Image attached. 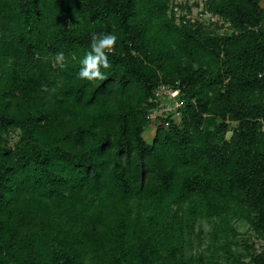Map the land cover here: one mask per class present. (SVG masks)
<instances>
[{
  "label": "trees",
  "instance_id": "trees-1",
  "mask_svg": "<svg viewBox=\"0 0 264 264\" xmlns=\"http://www.w3.org/2000/svg\"><path fill=\"white\" fill-rule=\"evenodd\" d=\"M263 1L204 0L203 25L174 0H0V264H264ZM161 85L182 106L147 141Z\"/></svg>",
  "mask_w": 264,
  "mask_h": 264
},
{
  "label": "rangeland",
  "instance_id": "rangeland-1",
  "mask_svg": "<svg viewBox=\"0 0 264 264\" xmlns=\"http://www.w3.org/2000/svg\"><path fill=\"white\" fill-rule=\"evenodd\" d=\"M189 7H190V11L196 15V14H200L203 13L204 14V18L203 20L208 23V22H217L218 19L216 20L215 18L210 17L209 15H207V13L209 14L208 11L205 10L204 8V0H186L185 1ZM262 7H264V1L261 3ZM207 12V13H206ZM215 20V21H214ZM219 26L221 28H219V32H224L226 31V25H224L223 23H221L220 21L218 22ZM163 101V105L167 106V108L170 106L169 101ZM157 124V122H155L154 124H150L145 131V138L147 141H150L153 138V135L155 133V125ZM229 136V134H227V137ZM10 144L13 145L17 140H18V136L17 133H13L11 134L10 138ZM234 229L236 230V232H238V234L240 235L237 239L238 241L241 242H247L249 246H251L254 250V252L260 251L261 248L263 247V243L255 236V234L249 229V226L244 222V221H237L233 224ZM199 228H201V230L205 233L209 231V225L205 222H202L200 224L199 227H197L196 230H198ZM205 242V241H204ZM207 242H205L204 244H206ZM205 246V245H204ZM195 248L197 246H194ZM233 254L235 255H242V261L244 262V264H249V254L244 250L243 246H237V247H233L232 249Z\"/></svg>",
  "mask_w": 264,
  "mask_h": 264
},
{
  "label": "clouds",
  "instance_id": "clouds-1",
  "mask_svg": "<svg viewBox=\"0 0 264 264\" xmlns=\"http://www.w3.org/2000/svg\"><path fill=\"white\" fill-rule=\"evenodd\" d=\"M117 34L115 32H100L92 33L90 49L85 52L80 60L82 65L77 72V76L87 81L104 80L105 75L101 68L107 69L110 67L108 53L115 51L117 43ZM58 61H63V53L57 56ZM63 67V64H61Z\"/></svg>",
  "mask_w": 264,
  "mask_h": 264
},
{
  "label": "built area",
  "instance_id": "built-area-1",
  "mask_svg": "<svg viewBox=\"0 0 264 264\" xmlns=\"http://www.w3.org/2000/svg\"><path fill=\"white\" fill-rule=\"evenodd\" d=\"M185 1L186 0H174L172 11H173V15L175 16V18L178 21L182 22V24L190 23V24H203V25L205 24L206 25L207 23L203 20L204 14L200 13V14L194 15L190 11V7ZM184 6L189 9H186V8L182 9V7ZM207 15L217 20V18L213 16L212 14L207 13ZM178 94H179V90L172 89L165 85H161L155 90L154 95L157 99L160 100V103L158 104V107L155 110H152L148 114V119L151 121L152 124L158 121L157 119L160 115L166 114L167 112H173L174 117L179 116L180 113L178 109L182 106V102L178 100ZM162 100L169 101L170 106L168 108L167 106H164L162 104L163 103Z\"/></svg>",
  "mask_w": 264,
  "mask_h": 264
}]
</instances>
